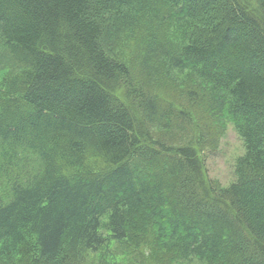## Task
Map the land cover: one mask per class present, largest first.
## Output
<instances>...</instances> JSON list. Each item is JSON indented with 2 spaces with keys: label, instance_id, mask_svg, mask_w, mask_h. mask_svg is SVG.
Masks as SVG:
<instances>
[{
  "label": "trees",
  "instance_id": "trees-1",
  "mask_svg": "<svg viewBox=\"0 0 264 264\" xmlns=\"http://www.w3.org/2000/svg\"><path fill=\"white\" fill-rule=\"evenodd\" d=\"M191 104L243 141L226 187ZM116 250L264 264V0H0V264Z\"/></svg>",
  "mask_w": 264,
  "mask_h": 264
},
{
  "label": "rangeland",
  "instance_id": "rangeland-1",
  "mask_svg": "<svg viewBox=\"0 0 264 264\" xmlns=\"http://www.w3.org/2000/svg\"><path fill=\"white\" fill-rule=\"evenodd\" d=\"M139 36L134 38L130 43H128V46H126V50H128L131 54V60L129 61L130 67H132V64L136 66L137 63V61H134L136 60L134 55L135 47H138V42L141 40ZM184 84L185 88H187L188 84L186 79L185 81H178V83L175 82L174 84L164 82L160 83V86L157 87V91L163 100L162 102L164 106H168V104H170L171 107L183 109L182 106H185L188 103V99L186 97L187 91L185 92V89L182 88ZM189 111H191L195 116L192 124L193 128L194 124L200 127L206 125L209 126L207 133L209 136H206V134H200V131H195V134H199L196 138H200V135L202 138V146L200 147V150L202 151L200 152V159L203 164L204 171L211 180L217 182L220 186H228L235 179V163L237 159L244 154L242 139L231 124H228L223 132L213 129L211 127V123L206 122L207 116L204 114V111L198 107V104L189 105ZM185 129H188L187 126H185ZM117 249L119 248L117 247ZM119 250L115 251V264H140L141 261H145L147 264H184L173 262L169 260V258L161 257L162 253H159L160 251L158 250L151 253L150 251L145 250L142 252L143 254H138L136 259L132 258L128 252ZM155 253H157V255Z\"/></svg>",
  "mask_w": 264,
  "mask_h": 264
}]
</instances>
